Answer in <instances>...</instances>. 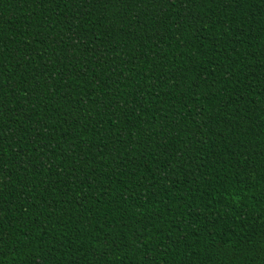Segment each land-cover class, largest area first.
<instances>
[{
    "label": "trees",
    "instance_id": "trees-1",
    "mask_svg": "<svg viewBox=\"0 0 264 264\" xmlns=\"http://www.w3.org/2000/svg\"><path fill=\"white\" fill-rule=\"evenodd\" d=\"M0 264H264V0H0Z\"/></svg>",
    "mask_w": 264,
    "mask_h": 264
}]
</instances>
